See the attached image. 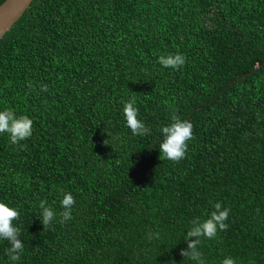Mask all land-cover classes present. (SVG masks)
I'll list each match as a JSON object with an SVG mask.
<instances>
[{
    "label": "trees",
    "instance_id": "trees-1",
    "mask_svg": "<svg viewBox=\"0 0 264 264\" xmlns=\"http://www.w3.org/2000/svg\"><path fill=\"white\" fill-rule=\"evenodd\" d=\"M133 97L149 135L126 127ZM7 108L34 123L23 150L0 134L24 244L12 262L0 240V264H195L184 235L216 202L229 227L201 238L205 264H264V0H34L0 40ZM173 113L194 126L175 163L159 151ZM62 192L73 218L44 231L40 201L59 214Z\"/></svg>",
    "mask_w": 264,
    "mask_h": 264
},
{
    "label": "clouds",
    "instance_id": "clouds-1",
    "mask_svg": "<svg viewBox=\"0 0 264 264\" xmlns=\"http://www.w3.org/2000/svg\"><path fill=\"white\" fill-rule=\"evenodd\" d=\"M165 68H172L179 71L186 63V57L183 54H162L158 61ZM28 87L30 91L35 90L31 82ZM40 91L47 92L48 86L42 85ZM123 116L132 134L135 136H146L151 133V129L139 119V109L136 107L135 97L124 103ZM171 123L160 129L162 140L159 142L160 159H167L172 162H179L186 158L188 150V142L194 139L193 124L188 120H182L177 114L171 116ZM33 120L27 115H17L13 109L7 108L0 110V134H7L12 145H17L19 148L26 149V145L22 144L33 135ZM106 144V141H105ZM114 150V149H113ZM76 201L70 192H62L60 201L63 209L59 214L50 206L46 200H41L39 207L41 213L39 218L44 227V231L48 230L53 221L59 215V223L65 224L73 218L72 210ZM231 209L224 208L220 202L213 204V210L206 219H193L191 226L187 229V234L184 235V240L187 243L185 249H181L180 255L186 260L194 261L195 264H205L203 254L199 250L201 238L215 239L218 231H226L229 225L226 221L229 218ZM20 219L19 211L10 207L4 202H0V240L9 242L10 247L6 249V254L10 261L17 262L21 259L20 253L24 249V244L19 238L21 228L14 223ZM159 232L149 231L148 240L153 238L159 239ZM221 264H236V261L231 257H226L221 261Z\"/></svg>",
    "mask_w": 264,
    "mask_h": 264
},
{
    "label": "water",
    "instance_id": "water-1",
    "mask_svg": "<svg viewBox=\"0 0 264 264\" xmlns=\"http://www.w3.org/2000/svg\"><path fill=\"white\" fill-rule=\"evenodd\" d=\"M34 0H6L0 5V40L20 20ZM259 69L257 67L254 71Z\"/></svg>",
    "mask_w": 264,
    "mask_h": 264
}]
</instances>
